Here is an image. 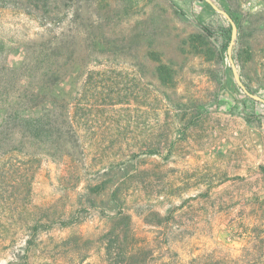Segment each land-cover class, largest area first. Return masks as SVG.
Here are the masks:
<instances>
[{
  "label": "rangeland",
  "instance_id": "374dc122",
  "mask_svg": "<svg viewBox=\"0 0 264 264\" xmlns=\"http://www.w3.org/2000/svg\"><path fill=\"white\" fill-rule=\"evenodd\" d=\"M25 1L34 15L0 6V71L41 34L72 39L52 97L72 106L82 145L76 162L46 163L34 193L38 205L83 224L43 234L33 264H95L109 218L122 211L142 231L164 221L215 228L212 239L224 241L221 231L264 204V104L235 79L226 17L204 0ZM213 1L237 24L243 82L264 98V0ZM1 214L9 240L0 264H8L28 234Z\"/></svg>",
  "mask_w": 264,
  "mask_h": 264
},
{
  "label": "trees",
  "instance_id": "16d2710c",
  "mask_svg": "<svg viewBox=\"0 0 264 264\" xmlns=\"http://www.w3.org/2000/svg\"><path fill=\"white\" fill-rule=\"evenodd\" d=\"M0 6H18L35 14L34 5L25 0ZM39 37L22 47L15 68L4 66L0 71V212L18 217L28 234L26 247L8 264H33L31 252L41 245L43 234L83 224L65 222L67 215L58 216L54 204L38 205L35 199L34 184L43 166L76 162L82 148L72 106L65 104L60 93L52 97L64 80L61 60L66 57L65 44L72 39ZM250 56L244 48L239 51L237 58L244 68ZM239 218L242 227L231 222L221 231L225 240L218 241L212 239L215 228L177 227L164 221L156 231H142L135 217L122 211L109 218L110 228L99 241L103 257L95 264H264V204ZM8 240L0 226V247ZM235 242L243 246L231 245Z\"/></svg>",
  "mask_w": 264,
  "mask_h": 264
},
{
  "label": "water",
  "instance_id": "95a60500",
  "mask_svg": "<svg viewBox=\"0 0 264 264\" xmlns=\"http://www.w3.org/2000/svg\"><path fill=\"white\" fill-rule=\"evenodd\" d=\"M206 3H208L215 11H217L218 13H220L222 16L226 17V19H228V21L231 23L232 25V29H233V35H232V41H231V45L229 47V58H230V62H231V66H232V70L235 76L236 81L238 82V84L240 85V87L244 90V92L251 97L252 99H254L255 101L259 102V103H263L264 104V98L256 95L254 93H252L245 85V83L242 80L241 74L239 72L238 66L235 62L234 56H233V50L236 46L237 43V35H238V27L237 24L235 22V20L233 19V17L224 9L220 8L213 0H204Z\"/></svg>",
  "mask_w": 264,
  "mask_h": 264
}]
</instances>
